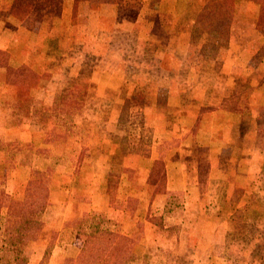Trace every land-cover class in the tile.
Listing matches in <instances>:
<instances>
[{
	"label": "rangeland",
	"instance_id": "obj_1",
	"mask_svg": "<svg viewBox=\"0 0 264 264\" xmlns=\"http://www.w3.org/2000/svg\"><path fill=\"white\" fill-rule=\"evenodd\" d=\"M0 1V50L8 55L0 52V65L7 60L35 72L33 78L22 73L11 85L0 66V192L22 198L29 180L41 176L48 182V201L39 214L40 234L23 248L26 264H40L43 259L59 264L77 256L95 227L129 237L133 258L127 264H264V151L255 150L251 158L245 151V182H206L211 167L205 164L209 152L203 147L204 134L193 141L185 128L168 119L145 117L144 89L151 87L143 83L171 75V69L162 71L157 65L161 59L169 65L173 55L157 53L155 41L136 34L137 25H132L135 35L127 36L122 7L111 21L81 8L80 25L74 30L81 36L65 48L63 43L69 40L62 34L46 52L43 38L4 31L1 19L6 7ZM228 8L227 32L223 25L209 24L202 17L203 7L190 29L187 60L195 66L192 76L203 82L218 71L209 67V57L219 61L217 46L225 48L233 15L253 11L248 3L234 13ZM210 10L218 13L213 5ZM255 26L259 38H239L254 51L250 59L254 68L264 61V34L256 20ZM52 27L47 23V28ZM204 29L211 36L201 37ZM60 30L55 25L53 33ZM176 57L185 59L182 54ZM186 73L181 69L177 76ZM249 75L243 77L244 92L252 88ZM99 78L111 80L116 87L98 86ZM203 82L201 87L206 89ZM263 85L258 108L248 106L260 129L254 140L257 147L264 145ZM135 91L143 98L128 99ZM209 109L202 106L200 111ZM205 120L207 125L211 118ZM249 125L245 120L242 128ZM252 139L245 133V146L250 147ZM228 153L224 152L225 159ZM155 159L167 165L169 177H176L178 169L182 172L175 163H184L198 180H204L192 190V182L167 181L159 171L149 176ZM224 162L220 168L233 179L240 177L235 167ZM184 172L190 178L192 170ZM0 214L5 216L4 208ZM2 230L0 221V245Z\"/></svg>",
	"mask_w": 264,
	"mask_h": 264
},
{
	"label": "crops",
	"instance_id": "obj_2",
	"mask_svg": "<svg viewBox=\"0 0 264 264\" xmlns=\"http://www.w3.org/2000/svg\"><path fill=\"white\" fill-rule=\"evenodd\" d=\"M207 1L208 0H59V9L54 11H40L39 13L38 10L30 7L36 4L40 5L41 3L45 5V0H25L24 4L28 5L29 10L25 14L15 15L11 13L13 0H4L3 2L5 3L4 6L6 9L1 20L4 22V31L13 32V34L15 33L17 36L24 34L31 39L43 38L44 49L48 52L51 48V41L61 39L62 34L63 39L69 40V42L63 43L65 44V48H68L77 37L81 36L74 32L80 25L81 14L79 10L81 8L91 9L94 11L95 17L101 16V18H108V21L117 17L118 8H124L126 10V15L121 18V21L125 23L127 36L135 35V33H132V25H137L139 26V32L136 34H141V39H151L155 41L157 53L161 54V56H164L166 53L173 55L171 56V63L169 65L165 64L163 59L159 60L157 65L162 71H165L166 68L171 69L172 74L169 75L167 73L169 77L156 78V80L147 79V83H143L151 87V89H144L146 95V97H144V104L146 106L145 117L151 118L153 116L154 118L166 119L165 121L168 119V121L175 123L174 125L185 128L193 141L197 140V137L199 138L201 134H204V137L201 138L206 139L207 143L203 145V147L209 152L205 164L211 167L208 177H205L206 182H232V180H242L243 183L245 182L244 180H247L244 176L246 174L245 166H248V164L245 163L247 159L245 158V151H249V158L252 157V154H255L253 153L255 150H259L262 153L264 151V145L262 147L254 145L255 137L260 133V129L255 126L254 112L251 111L250 113L248 111L249 105L252 110H255L259 106L258 103H260L261 93L259 90L261 89V83H264V61L254 68V66L250 64V59L254 51L247 49V46L239 40V38L243 36H247V38L251 37L252 39L260 37L255 26L258 7L253 3L245 2L253 6L251 15H243L240 12L241 10L233 15L229 30V40L225 48L217 46V52L215 54L219 61H212L213 55L209 57V67L218 71L215 72L216 75L214 77H210L206 79L207 82H203L201 78L198 79L193 77L194 74L191 72L194 71L195 66L193 63L188 62L187 57L191 52L189 46L192 43L190 29L197 20L200 8L203 7ZM46 2L49 4L50 0H46ZM243 3V1H240L237 4V10ZM35 23L36 26H32ZM47 23H53L51 30L47 28ZM244 23H247L246 27L242 25ZM55 25L61 28L56 34L53 33ZM255 32L257 33L256 36L254 35ZM161 34H163V36ZM209 35L211 36L210 32L206 31L200 34L201 37H209ZM184 43L186 49L185 46L183 48L181 47ZM195 45L196 44H194V46ZM245 50H248L247 53H249L246 55L247 57L244 58ZM159 54L157 55L160 56ZM177 54L184 55L185 59H182L183 61L180 60L179 57H176ZM181 69L187 71L185 74L186 76L183 78L177 76ZM245 74H250L249 76H251V80H249L252 86L250 92H244L243 89L245 88L243 83L245 81L243 78ZM172 75H175L176 78ZM202 82L206 84V89H202ZM97 84L98 86H114L111 80H103L101 78H99ZM152 87L155 88L152 89ZM136 92L138 91L134 93ZM159 92H163L164 96ZM134 93L132 95H134ZM255 103H257L256 106ZM202 106H210L211 109L201 112ZM208 117L211 118V120L209 124L207 123V125H204L206 122L205 119ZM245 120L248 121L250 125L242 128ZM164 125L168 128L167 122H165ZM245 133L254 138L252 139L253 144L251 143L250 147L245 146L243 142ZM192 134H196V136L192 137ZM233 134H235V139ZM225 151H229L228 159L224 158ZM235 152H237L238 157H234ZM222 160L225 161L223 163L225 166L235 167L234 170H238L237 173L240 177L233 179V176L230 177V173H228L227 170L220 168L219 165ZM175 164L180 166L182 172L178 169V175H175L176 177H169V169L167 168V181L192 182L191 188L193 190L197 187L196 183H198L199 180H204L203 178H199L198 180L196 172L191 168L186 169L187 165L184 163ZM165 166L167 165L165 164ZM187 170H192L190 178L188 175L185 176L184 171L187 172ZM170 171L172 170L170 169ZM216 171L220 172L218 177H215ZM242 187L244 188V185H242Z\"/></svg>",
	"mask_w": 264,
	"mask_h": 264
},
{
	"label": "trees",
	"instance_id": "obj_3",
	"mask_svg": "<svg viewBox=\"0 0 264 264\" xmlns=\"http://www.w3.org/2000/svg\"><path fill=\"white\" fill-rule=\"evenodd\" d=\"M25 0H13L11 13L15 15L25 14L29 7L24 4ZM32 1V0H31ZM243 1L253 3L258 7L257 26L264 34V0H208L203 6L205 12L202 16L206 18L208 23H216L225 27L227 32L229 17L231 13L226 14L225 9L234 13L237 9V4ZM45 5H33L32 9L39 11H54L59 9V0H50ZM216 7L214 15L210 10L211 6ZM216 14V15H215ZM200 18V17H199ZM206 22V21H205ZM209 32L208 29H204ZM4 56L7 53L0 50ZM2 66L6 70L8 84L13 85L16 78L22 73L30 78H33L35 72L27 65L20 64L14 66L11 61L5 60ZM22 70L24 72H22ZM141 94L136 92L128 99H139ZM127 99V101H128ZM126 101V100H125ZM154 171L162 173L164 180L167 178L166 167L163 161L155 159L150 168L149 176H152ZM48 201V182L42 179L41 176L29 180L28 187L22 198H14L4 191L0 192V210L5 209V216L0 217L3 223V243L0 245V264H26L24 256V246L31 240L38 238L42 222L39 219V214L45 207ZM2 214H0L1 216ZM133 258L132 244L126 235L116 233L107 228L95 227L87 236V239L81 249V252L75 257L64 258L59 264H127ZM40 264H49L43 259Z\"/></svg>",
	"mask_w": 264,
	"mask_h": 264
}]
</instances>
